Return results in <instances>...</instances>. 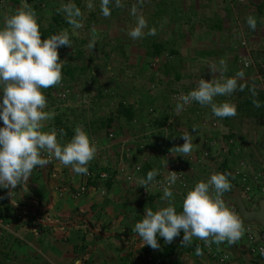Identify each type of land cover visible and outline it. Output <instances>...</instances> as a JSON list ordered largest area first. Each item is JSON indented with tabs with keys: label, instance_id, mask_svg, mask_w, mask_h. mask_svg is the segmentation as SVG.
Here are the masks:
<instances>
[{
	"label": "crops",
	"instance_id": "1",
	"mask_svg": "<svg viewBox=\"0 0 264 264\" xmlns=\"http://www.w3.org/2000/svg\"><path fill=\"white\" fill-rule=\"evenodd\" d=\"M143 1L145 4L140 9L141 15L147 20L149 28H155L157 33V38L152 42L153 46L151 45L152 51L147 54L146 61L151 66L157 65L154 64V61H157L160 67L166 66L167 69H173L177 80L175 87L178 90L172 98L170 97L168 105L174 113H176L177 103L180 102L179 98L185 95L182 89H188L193 82L202 78L200 76L202 74H198L199 68L205 67L209 58L216 59L213 56L220 55L221 60H224L226 64L225 78H228L236 73L234 72L236 68L233 70L230 67L232 62H237L239 66H242V70L248 71L243 66V61L253 58L250 56L251 50H260L262 45L264 23H262L261 14L259 12L251 14L257 20V27L252 30L248 28L245 16L242 18L243 21L232 14L226 17L228 12H225V8L230 10L228 0ZM235 1L238 5L247 7L257 0H246L245 3ZM199 2H203L204 5ZM205 5H207L206 8L210 6L214 14L209 29L206 28L210 20L206 18V9L203 10ZM262 5L264 4H259V7ZM92 26V32L101 29L98 23ZM162 28L165 29V34L160 33ZM168 33L172 43L169 45L170 50L173 52L176 50L175 54H178L173 55L172 59L165 55V50L169 48L166 42L168 38L165 36ZM47 34L49 35L48 32ZM156 46L160 49L158 54L155 52ZM199 53L201 56H198ZM125 60L122 62H126L124 65H127L128 69L132 64L143 65L140 58L130 60L125 58ZM191 72L198 75L190 77ZM146 73L140 74L142 80L145 79V83L142 84V93L139 94L141 98H152L148 96L149 94L165 95L161 92L155 93L156 90L159 91L165 76L157 75L149 70ZM217 74L212 75L210 72L204 76L217 79ZM124 94H126L125 87ZM224 98L227 101L226 97ZM124 104L125 107H133L136 112L134 119L128 120L122 114L119 118L120 122L116 120L104 124L101 122L104 119L103 114L98 112L99 108L102 109L101 106L88 110L86 117L79 119L71 117L70 110H67L68 118L65 117V108L57 106V97L47 102L44 110L52 113V118L45 122V131L56 129L58 141L66 143L74 135L75 128L82 126L95 144L97 148L95 158L87 166L88 171H92L93 175L88 181L86 192L78 194V190L86 182L84 175L74 173L71 166L65 167L55 158L44 154L43 158L50 159L51 163L34 168L29 179L17 185L15 189L0 188V211L4 218L3 227L0 229L2 232L0 264H75L76 258L80 259L81 264H153L148 261V256L161 257L163 264H264V259L250 254L245 236L233 245H228L226 241L220 244L212 243L214 252L219 256L209 254L201 245L200 239L196 237H193L192 242L185 246L182 243L183 232L171 243H165L163 238H159V249L153 250L149 246H143L138 234L134 233L135 223L143 218L146 209L151 208L155 211L157 207L166 204V201L161 199L163 190L148 184L147 187L151 189L145 192V187L141 184L149 171L162 169L168 162L164 156L165 151L162 150V154L156 156L149 148V141L152 140L153 134L140 131L141 123L142 128L150 126L149 118L146 116L148 108L145 110L139 100L127 104L124 102ZM152 108L149 111L155 113V109ZM200 108V106L197 108L196 104H188L179 115L176 113L174 116H168V119L158 127L156 143L164 142L170 146L168 150H173L175 146L184 143L181 134L188 132L193 139L192 151L196 152L204 139H219L220 128L213 129L209 119L203 118V114H212L210 106H203L206 110ZM194 111L196 116L194 115L193 118L191 113ZM239 111L236 107V115L226 118H236L240 115ZM139 115L143 118L140 121H138ZM250 118L248 116V119ZM220 120L222 123V118ZM135 122H137L136 125ZM204 122L207 123L204 124ZM58 125L63 126L62 136ZM111 132L114 133V138L110 137ZM129 147H135L130 157L126 156L125 152ZM143 149L147 150L144 152ZM212 158L206 160L207 166L210 165ZM137 165L143 166L141 172H135ZM204 165L196 166L194 171L189 172L190 186L188 188H183L179 184L171 188L178 212L182 210L186 192L197 182L207 181L209 178L212 169ZM100 172H111L112 177L100 178ZM130 173L133 174L132 180L127 179ZM235 192L232 195L226 192L229 200L234 201ZM262 194L260 193L261 198L259 197L256 202L247 201L245 197L240 196L243 197L249 209H256L260 200L264 198ZM21 207L27 209V214L23 220H17L16 213L21 211ZM254 224L256 233L262 237L261 226Z\"/></svg>",
	"mask_w": 264,
	"mask_h": 264
},
{
	"label": "clouds",
	"instance_id": "2",
	"mask_svg": "<svg viewBox=\"0 0 264 264\" xmlns=\"http://www.w3.org/2000/svg\"><path fill=\"white\" fill-rule=\"evenodd\" d=\"M110 5L116 8L123 6L122 0H100L104 17L111 15ZM88 7L93 5L89 3ZM62 11L73 30L83 27L82 12L72 0L62 5ZM131 14L136 17L135 26L128 32L133 40L156 34L155 28H149L145 17L137 15L136 7L131 9ZM246 23L252 30L257 27L253 15L246 18ZM94 45L93 38L89 47ZM65 46H72L69 32L61 30L42 38L37 13L28 6L6 17L0 26V188L15 189L29 179L34 168L51 163L50 159L43 158L44 154L65 167L71 166L74 173L83 175L88 173L87 166L95 158L97 148L82 126L75 128L74 135L66 143L58 141L56 129L44 130L45 122L52 118V113L44 110L47 100L43 90L62 82L63 63L58 49ZM209 68L212 74L223 76L226 64L220 60L219 67L213 64ZM244 75L243 71H238L228 78H201L195 88L179 98L177 115L184 106L196 102L201 106H210L215 117L235 116L234 104L216 103L215 98L231 96L238 88L243 91L245 85L238 84V81ZM254 103L258 108L261 106L259 101ZM60 135H63L62 131ZM181 138L184 143L175 146L172 153L186 158L192 152L193 139L188 132L181 134ZM175 173L170 171L163 187L161 199L166 204L155 211L146 209L143 218L134 225V233L138 234L143 246L159 249V238L171 243L181 232L185 246L192 242L193 237L205 243L226 241L228 245L236 244L243 235L244 223L222 198L232 188L228 175L217 172L211 174L207 181L197 182L184 195L182 210L178 212L171 190L178 180ZM157 175V171H149L141 185L147 190L148 184ZM75 264H81L79 258H76Z\"/></svg>",
	"mask_w": 264,
	"mask_h": 264
},
{
	"label": "rangeland",
	"instance_id": "3",
	"mask_svg": "<svg viewBox=\"0 0 264 264\" xmlns=\"http://www.w3.org/2000/svg\"><path fill=\"white\" fill-rule=\"evenodd\" d=\"M244 1L246 2V0ZM68 2L69 0H2L0 1V26L3 25L6 17L14 14L20 8L28 6L36 11L40 29L46 30L49 33L48 36L56 34L61 30H67L70 34L72 46H65L58 49L59 57L63 63L62 82L57 86L43 90L45 96H48V100L46 99L47 102L57 97V106L59 108H65V117L71 114V117H77L79 119L85 118L88 110L101 106L102 109L99 108L100 111H98L104 117L101 122L107 124L108 121L114 122L118 120L120 122L119 118L122 117L121 112L125 107L124 102L127 104L131 101L135 102L139 100L142 107H145V110L148 108V114L146 116L149 118L148 122L150 124V126L147 125L145 128H142L141 123L140 131L143 130L147 131L146 133L148 134H153L152 140L149 141V148H151L153 154L160 156L162 154L161 151L166 152V150L170 149V146H167L164 142H161V144L156 143L158 136L156 132L159 130V125L161 123L163 124L165 122L164 120L168 119V116L170 117V115L174 116L176 114L168 103H170V97L172 98L178 88L175 87L177 80L172 71L173 69H167L166 66L160 67L156 63L157 61H154V64L158 66H151L146 61L148 59L146 57L147 54L152 51V42L157 38V33L154 36L146 35L136 40H133L128 35V32L135 26L136 22V17L131 14V9L136 7L137 15H141L140 9L143 8L144 1L141 4L139 0H122V7L116 8L114 5H110L111 15L104 17L100 10V0H72L82 12L81 22L83 27L78 30L71 28L62 11V5ZM89 3L93 5L92 8L88 7ZM199 3L204 5L203 2ZM228 3L230 4V10L227 7L225 8V12H228L226 17L232 14L241 20L244 16L247 18L249 15L259 12L262 16V23H264V5L259 7V4H264L263 0H257L255 3L251 2L247 7L238 5L235 0H228ZM190 6L192 7L191 4ZM206 7L207 5L203 6V10L206 9V18L210 20L206 26L209 29V24H212L214 14L210 6L208 8ZM95 23H98L101 29L97 32H92V25ZM262 28L264 29V27ZM245 31L250 36L248 30L245 29ZM145 32H147L146 29ZM160 33L165 34V29L162 28ZM165 36L168 38L166 42L169 47L168 50H165V55L172 59L173 55L178 54H175L177 52L176 50L174 52L170 50L169 45L172 44L170 34L168 33ZM93 38L95 45L94 47H89ZM263 41L264 39L261 41L262 45L259 48L260 50L255 49L250 52V56L253 57L252 59L257 64L255 69L247 68L248 71L245 69L243 71L242 66H239L237 62H232V65L230 64L233 70L236 68L234 72L243 71L245 73L244 78L238 81V84L245 85L244 90L239 91L238 88L231 96L226 97L227 101L224 98L225 96H218L215 98V102H229L234 104L238 108V111L240 110L239 113L241 116L237 115L236 118H222V125L219 129L221 134L219 140L220 143L222 142L221 153L219 156H214L212 158L213 160L211 159L210 165H204L212 170L219 166L231 174V171L236 170L241 163H244L242 169L245 170L252 181L254 177H258L259 182L252 184L256 192H260L262 187H264V117L258 118L251 116L254 110H256V106L255 104L247 106L246 102L251 97L255 101H260V96L264 95V65H262L264 58ZM245 55L247 54L245 53ZM198 56H201V54L199 53ZM213 57L216 59L209 58L205 67L200 66L199 68L200 71L198 74H202L200 76L204 79H212L210 77L205 78L204 76L206 73L211 72L210 65L214 64L219 67L220 55L219 57ZM125 58L128 60L140 58L143 61V65L138 66L132 64L128 69L127 65H124L126 62H122ZM145 70L165 76L160 84L159 91L155 89V93L161 92L165 93V95L157 94L154 96L149 94L148 96L152 98H141L139 94L142 93V84L145 83V79L142 80L140 74H147ZM191 74L190 77L198 75L193 72ZM220 75V73L217 74V79L226 77L224 73L223 76ZM233 76L235 75L231 77ZM198 81H192L193 83L188 89H182L184 94L186 95L195 88ZM180 86L182 85L180 84ZM124 87L126 94H124ZM190 104H196L197 108L200 106V109L206 110L196 102H191ZM150 108L155 109V113H151L149 111ZM67 110H70L68 115ZM191 115L194 118L196 111L191 113ZM165 116L167 119L164 118ZM248 116L251 118L248 119ZM139 117L138 121L143 119L140 115ZM134 124L136 125L137 122ZM62 127V125H58L60 132L62 131ZM230 139H234L236 145L226 144ZM143 150L145 152L147 149Z\"/></svg>",
	"mask_w": 264,
	"mask_h": 264
},
{
	"label": "built area",
	"instance_id": "4",
	"mask_svg": "<svg viewBox=\"0 0 264 264\" xmlns=\"http://www.w3.org/2000/svg\"><path fill=\"white\" fill-rule=\"evenodd\" d=\"M229 1H233V0H229ZM238 1L244 2V0H238ZM243 44L246 43L243 42ZM262 65H264V58L262 60ZM243 66L245 68L255 69L257 64L252 58H249L243 61ZM203 118L209 119V123L213 129L220 128L222 124L220 118L215 117L213 113L209 115L203 114ZM206 123L207 122H204V124ZM224 135L226 134L224 133ZM114 136H115L114 133L111 132L110 137L114 138ZM222 140L224 139L222 138ZM226 144L236 145V141L234 139H230L227 141ZM221 145L222 142L220 143V140L217 138L216 139L206 138L203 140V143L201 144L199 149L196 150V152L192 151L191 154L186 158H184L181 155H174L172 153L173 150L166 151L164 153V156L166 157L168 163L165 165L164 168L157 170L158 175L154 178V180L150 184L158 190H163V187L165 186L166 178L169 175L170 171H175L176 172L175 174L178 176V180L176 184H179L183 188H188L190 186V183L188 181V176L190 174L189 172L194 171L196 166L199 165L203 166L204 164H206L207 163L206 160L214 156H219L221 153ZM141 148L144 147L141 146ZM134 151H135V147L126 148L125 150L126 156L128 157L132 156ZM243 164L244 163H241L236 170L231 171V174L224 171V168L218 166L210 172V175L217 172L231 175L232 179L237 180V183L239 184L243 196L246 198V200L256 202L259 200V197L261 196L260 193H263L262 195H264V187H262L260 192H256L253 189L252 184L254 182L256 183L259 182L258 177H254V180L252 181L250 176L246 174L245 170L242 169ZM142 170H143V166L141 165L135 166V172H141ZM121 171H124V169H121ZM110 173L111 172L109 173L100 172L99 177L103 179H108L110 176L112 177ZM92 175H93L92 171H88V173L84 175L86 182L80 187V189L78 190V194H83L86 192V190L88 189V183H89L88 181L92 178ZM127 179L132 180L133 174L132 173L128 174ZM173 186L171 188H173ZM150 189L147 187V190L145 189V192H148ZM222 198L224 199L226 205L233 208L236 211V213L240 215L239 210L235 204V201L229 200L226 193ZM16 214H17L16 215L17 220H23L24 216L27 214V209L21 207V211L17 212ZM3 224H4L3 213L0 211V229L3 227ZM254 226H255L254 223L245 221L244 232L242 236H245V240L250 254L253 257L264 259V240L256 233V229L254 228ZM1 233L2 232L0 230V236L2 235ZM200 243L205 248V250L209 252V254H212L213 256H219L218 253L214 252L212 243H205V241L203 240H200ZM147 259L149 262L153 264H163V259L161 257L148 256Z\"/></svg>",
	"mask_w": 264,
	"mask_h": 264
},
{
	"label": "trees",
	"instance_id": "5",
	"mask_svg": "<svg viewBox=\"0 0 264 264\" xmlns=\"http://www.w3.org/2000/svg\"><path fill=\"white\" fill-rule=\"evenodd\" d=\"M41 31V35H42V38H45L47 37V31H44V30H40ZM155 52L158 54L160 53V49L158 46L155 47ZM254 99L251 97V99L249 101H247V106L251 105V104H255L254 103ZM260 107H256V110H254V112L251 114V116L253 117H263L264 116V95H261L260 96ZM122 114L128 119V120H133L135 115H136V112L134 111L133 107H124L123 110H122ZM165 119H167V117L165 116L164 117ZM162 124V123H161ZM229 177V180L232 184V191L230 190L228 193L229 195H232L234 191H238L240 193L241 196H243V193H242V190L239 186V184L237 183V180H234L232 179L231 175H228ZM244 197V196H243ZM242 197V198H243ZM236 204V203H235ZM242 218V217H241ZM244 222V221H243Z\"/></svg>",
	"mask_w": 264,
	"mask_h": 264
},
{
	"label": "water",
	"instance_id": "6",
	"mask_svg": "<svg viewBox=\"0 0 264 264\" xmlns=\"http://www.w3.org/2000/svg\"><path fill=\"white\" fill-rule=\"evenodd\" d=\"M234 200L244 221L261 226L263 230L262 239L264 240V198L260 200L256 209H249L238 192L234 193Z\"/></svg>",
	"mask_w": 264,
	"mask_h": 264
}]
</instances>
